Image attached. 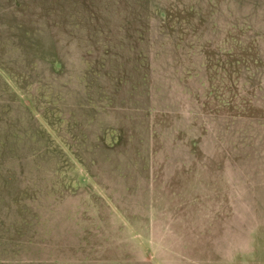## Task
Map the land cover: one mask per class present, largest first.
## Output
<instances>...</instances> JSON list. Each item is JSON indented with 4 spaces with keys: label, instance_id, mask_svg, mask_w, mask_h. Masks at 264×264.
I'll use <instances>...</instances> for the list:
<instances>
[{
    "label": "rangeland",
    "instance_id": "rangeland-1",
    "mask_svg": "<svg viewBox=\"0 0 264 264\" xmlns=\"http://www.w3.org/2000/svg\"><path fill=\"white\" fill-rule=\"evenodd\" d=\"M0 264H264V0H0Z\"/></svg>",
    "mask_w": 264,
    "mask_h": 264
}]
</instances>
